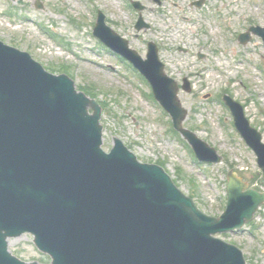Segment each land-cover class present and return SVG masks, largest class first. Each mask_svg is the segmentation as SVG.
I'll return each instance as SVG.
<instances>
[{
    "label": "water",
    "instance_id": "95a60500",
    "mask_svg": "<svg viewBox=\"0 0 264 264\" xmlns=\"http://www.w3.org/2000/svg\"><path fill=\"white\" fill-rule=\"evenodd\" d=\"M144 27L141 19L136 28ZM251 32L264 39L263 28ZM94 34L146 76L199 160L219 163L216 150L183 127L188 111L157 46L149 44L144 60L102 12ZM240 40L247 44L250 33ZM224 99L264 170L262 134L240 104ZM101 115L67 75L47 72L30 54L0 41V264H40L9 251V239L26 233L51 264H246L241 250L215 235L252 221L264 193L230 171L225 213L207 216L162 167L139 162L119 139L107 154Z\"/></svg>",
    "mask_w": 264,
    "mask_h": 264
},
{
    "label": "rangeland",
    "instance_id": "374dc122",
    "mask_svg": "<svg viewBox=\"0 0 264 264\" xmlns=\"http://www.w3.org/2000/svg\"><path fill=\"white\" fill-rule=\"evenodd\" d=\"M135 1L144 6L143 12L129 0H0V40L28 52L48 71L67 74L103 106L105 151L119 138L141 162L165 167L202 211L218 217L226 208L230 170L250 187L264 190L256 156L220 101L229 94L242 104L264 139V44L257 36L247 45L238 41L250 27L264 26V0H205L200 7L194 5L199 0ZM99 11L140 55L146 57L153 41L166 73L180 85L189 79L192 92L179 96L188 110L184 126L213 146L222 163L197 162L148 83L94 37ZM139 14L148 25L141 31L135 28ZM254 224L220 237L238 246L248 264H264V206ZM9 248L24 261L50 262L29 234L9 240Z\"/></svg>",
    "mask_w": 264,
    "mask_h": 264
}]
</instances>
